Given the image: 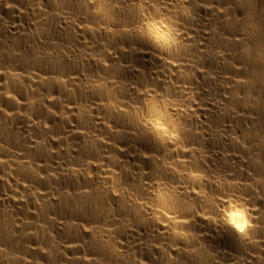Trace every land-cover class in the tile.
Wrapping results in <instances>:
<instances>
[{
    "label": "bare ground",
    "instance_id": "bare-ground-1",
    "mask_svg": "<svg viewBox=\"0 0 264 264\" xmlns=\"http://www.w3.org/2000/svg\"><path fill=\"white\" fill-rule=\"evenodd\" d=\"M0 264H264V0H0Z\"/></svg>",
    "mask_w": 264,
    "mask_h": 264
}]
</instances>
